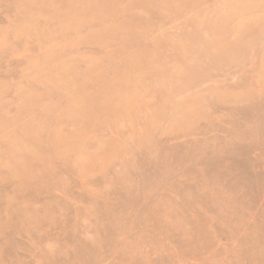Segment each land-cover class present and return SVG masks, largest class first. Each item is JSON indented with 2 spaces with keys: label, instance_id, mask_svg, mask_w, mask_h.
I'll use <instances>...</instances> for the list:
<instances>
[{
  "label": "rangeland",
  "instance_id": "rangeland-1",
  "mask_svg": "<svg viewBox=\"0 0 264 264\" xmlns=\"http://www.w3.org/2000/svg\"><path fill=\"white\" fill-rule=\"evenodd\" d=\"M0 264H264V0H0Z\"/></svg>",
  "mask_w": 264,
  "mask_h": 264
}]
</instances>
